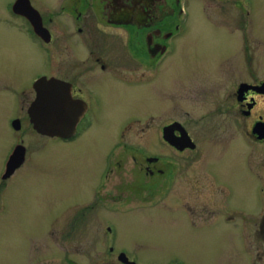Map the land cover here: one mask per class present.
I'll use <instances>...</instances> for the list:
<instances>
[{
  "label": "rangeland",
  "instance_id": "374dc122",
  "mask_svg": "<svg viewBox=\"0 0 264 264\" xmlns=\"http://www.w3.org/2000/svg\"><path fill=\"white\" fill-rule=\"evenodd\" d=\"M10 1L0 0V33H2L0 35V172L6 161L5 153L9 150L11 141L16 140V136H23L28 150L22 169L15 173L4 186L0 185V198L4 200L7 208L4 214H0V264H69L66 259L75 260L77 264H95L101 258L99 251L102 250V242L93 237L91 247L89 235L98 232L96 226L90 224L88 219L84 221V225L78 221L75 223L74 218L78 214L75 208L81 204V198L90 197L88 190L97 183L102 173L107 172L110 159L104 160V156L117 142L116 136L123 120L130 114H142L143 111H148L150 100L135 96L132 90L127 91L124 97L117 93L109 108L101 111L99 116L93 119L91 128L79 139L68 144L41 139L32 130L26 114V109L34 98L29 83L34 72L26 76L32 68L31 54L28 48H25L27 52L25 53L18 52L12 45L9 47L6 45L14 41L29 47L37 56L38 64L41 56L35 53L33 46L35 44L27 39L24 24L11 17L8 9ZM235 2L236 0H187L190 17L187 31L180 39L185 44L181 52L174 54L173 59L176 60L171 68L184 71L197 63L211 65L206 71L204 70L206 77L196 78L193 95L198 101L192 102V95L189 100L179 96V104L188 106L186 109L190 111L191 116L187 119L184 112L172 113L174 102L164 101L163 108L170 107V109L165 113L151 111L154 114L149 113L148 116L156 114V118L152 123L148 121L150 129L155 128L160 122L166 123L172 117L193 122L201 115H207V109H213V106L218 103V94L222 89L233 91L234 86L241 80L254 81L252 63L253 66L257 65L256 60L259 61L260 72L254 73L258 78H264V71H262L264 68V0H254V14L250 19L252 28L246 19L243 24L239 7ZM70 3L69 0H54L56 7L61 9L62 6H66L64 8L66 10L63 11L67 20L72 18L69 15L68 4ZM93 6L95 10L98 7L101 8L97 4ZM6 32L11 33L9 37ZM253 32L260 42V45L256 47L251 38L255 39ZM119 34L118 39H124L123 35ZM133 37L135 40L140 38L138 33H134ZM21 66L26 67L24 71L21 70ZM195 71L201 72L202 68L196 66ZM86 82L95 89L101 90L95 78H86ZM185 86L180 85V88L184 90ZM207 88L211 90L209 98L203 100L201 91ZM173 95L178 94L174 91ZM16 116L23 117V131L15 132L9 128L8 122ZM207 120L217 123L226 120L229 123L228 119L219 114L212 115ZM193 128L195 129L194 126ZM142 130L143 133H141V126L130 129V134L126 138L127 146H120L118 150L120 154L113 160L111 172L113 175L110 174L107 185L116 187L112 195L119 198L120 195L123 196L129 192L130 188L126 193H121L129 184H141L146 189L138 188L133 196H146L148 199H136L146 204L154 198L152 195L162 185H174L167 203L178 206V209L173 206H137L135 203L115 205L114 207L118 208L113 209L112 212H106L105 216L115 224L118 248L136 257L137 262L161 264L175 257L182 259L186 264H248V258L241 249L246 245L247 249L251 248V241L249 239L244 242L237 234L239 222L222 226L221 229L236 233L232 236L229 235L230 232L220 235L212 228L188 224V222L197 224L207 221L221 222V219L227 215L220 205V194L215 190L209 193L208 189H205L200 193L205 192L209 197L207 201L211 206L209 213H205L207 211L205 206L199 208V204L193 206L186 202L188 184H197L199 187L204 185L203 182L195 181L200 173L197 169L199 161H193L191 157H178L183 170L180 178L172 183V178L168 175L172 166L166 164L167 158L169 161L173 158L172 150L165 145L163 147L157 144L156 141L149 142V139L146 140L145 137L150 131L143 136L145 130ZM143 143L153 153L163 155L162 165L145 163L140 155L141 150L136 148ZM210 157L216 159L214 153L208 154L203 163L219 170L221 178L234 187L236 193L233 191L230 202L235 200L236 204L246 207L245 210L247 214L248 212L251 214V217L249 214H244L242 220L243 223L250 222L259 212L258 209H254L252 178L246 176L250 183V189H248L243 181L244 176L237 178L235 177L237 175L231 174L233 167L230 161L222 162L216 159L217 163H213V158ZM145 168L162 169L164 172L159 174L154 171L151 175H147L144 173ZM124 180L126 183L122 182ZM121 184L128 186L122 190L118 187ZM238 185L242 188H237ZM99 198L98 209L102 210L100 205L110 200L105 197L104 190L101 191ZM127 201L130 200L127 199ZM193 208L197 209L195 213H193L194 210H190ZM63 222L61 230L71 233L68 235L67 252L57 240V235L61 233L58 228ZM80 239L81 243H79Z\"/></svg>",
  "mask_w": 264,
  "mask_h": 264
},
{
  "label": "flooded vegetation",
  "instance_id": "af4514ba",
  "mask_svg": "<svg viewBox=\"0 0 264 264\" xmlns=\"http://www.w3.org/2000/svg\"><path fill=\"white\" fill-rule=\"evenodd\" d=\"M69 1L71 2L68 4L71 20H67L64 16L63 10H66L64 9L66 6H62L60 9L56 7L54 0H11L8 3L11 17L20 20L24 24L27 39L30 43L35 44L33 45L35 53L39 57L41 56L38 64L37 56L29 47L18 42L14 43V41L6 45V47L10 45L16 47L18 52L27 53L25 48L29 49L32 68L26 76L34 72L29 82L34 98L36 96L34 83L39 79H45L47 81L46 87L52 89L55 86L59 89L66 98L67 105H70V110L76 114L75 131L66 139L42 136L33 130L29 122L32 130L41 139H50L68 144L79 139L91 128L93 119L99 116L101 111L109 108L117 93L124 97L127 91L132 90L135 96L150 100V109L142 112V114H145H130L123 120L121 129L116 136L117 142L113 145L111 151L104 156V160L110 159L107 172L102 173L97 183L91 190H88L90 197L81 198V204L75 208L78 214L75 215L74 222L78 221L84 225V221L88 219L90 224L96 226L99 232H97L98 234L89 235V237L91 236V239H89L91 247L95 237L99 242H102V245L100 243L102 250L99 251L101 258L95 264H155L137 262L136 257L128 254L126 250L118 248L115 224L105 216L106 212H112L113 209L118 208L114 207L115 205L135 203L137 206H173L178 209V206L167 203L170 200L169 197L174 185H162L152 195L154 198L147 204L136 200L138 198L144 199L146 196H133L138 188L146 189L141 184H129V186L121 184L118 187L122 190L128 186L121 193H126L128 188L130 190L126 195L124 194L125 196L120 195L119 198L112 195L116 191V187L112 188L107 185V181H110V176L113 175V173L111 174L114 165L113 160L120 154L118 152L120 146H127L126 138L130 134V129L140 126L141 133H143L142 129L145 130L143 136H146L150 131L145 137L146 140L149 139V142L156 141L157 144L163 145V147L165 145L172 150L173 158L170 161L169 158L166 159V164L172 166V170L168 172L169 177L172 178V183L180 178L183 170L182 164L179 163L180 157H191V160L199 161L197 169L200 173L195 181L197 183L203 182L204 185L202 187L197 184L187 185L186 202L188 204L193 206L199 204V208L205 206V208L207 207L205 213H209L211 208L207 202L209 197L205 192L200 193L208 189L209 193L215 190L220 194V205L227 214L221 219V222L207 221L203 224L188 222V224L212 228L214 232L217 231L220 235H226L230 232L229 235L232 236L236 233L221 228L239 222L237 234L241 236L244 242L250 239L251 245H249L254 247L247 249L246 245L245 248L241 249L248 258L247 263L262 264L264 262V78L260 79L255 74L260 72L259 61L256 60L257 65L254 64V66L252 63L254 81L241 80L234 86L233 91H228L226 88L222 89L218 94V103L213 106V109L204 108L207 109V115L203 114L193 122L181 121L176 117H172L166 123L160 122L155 127L156 129H150L148 121L154 122L156 114L155 116H148L149 113L152 114L151 111L165 113L170 109V107L163 108L164 101L174 102L172 113L184 112L187 119L191 116L190 111L186 109L188 106L179 104V96L189 100L192 95V102L198 101L193 95L196 78L206 77L204 70L206 71L208 66L211 65L197 63L189 66L184 71L171 68L176 60L173 59L174 54L178 51L181 52L185 44L180 39L187 31L186 27L190 17L187 0ZM235 3L239 7L243 24L244 19H246V22L252 28L250 19L254 14V0H236ZM16 4L18 9L17 12H14L13 6ZM93 4L100 5L101 8L98 7L95 10ZM25 10L31 13L30 19L26 17L27 12ZM119 33L123 35L124 39H118ZM134 33L139 34L140 38L138 40L133 37ZM6 34L9 37L8 35L11 33L6 32ZM253 35L255 39L251 38L253 45L256 47L260 45V42L254 32ZM3 36L5 35L3 34ZM220 61L221 59L218 62L220 63ZM196 66L201 67L202 71L196 72ZM20 68L24 71L26 67L21 66ZM262 71H264V68ZM89 77L96 79L101 90L95 89L90 83L86 82V78ZM180 85H186L184 90L180 88ZM174 91L178 95H173ZM210 91L209 88L201 91L203 100L209 98ZM29 106L26 109V114ZM215 114L224 116L229 123L226 120L218 123L207 120ZM14 121H17V123ZM8 125L15 132L23 131V117L16 116L12 118ZM165 131L166 137L170 138L171 143L174 145L165 140ZM9 146V150L5 153L6 160L12 150L16 146H20L24 148V162L5 180L2 179L3 166L0 172L1 186H4L15 173L20 171L26 161L28 148L22 135L16 136V140L11 141ZM139 146V148L138 146L136 148L141 150L140 155L146 164L155 166L163 164V155L153 153L144 143ZM213 153L218 161H230L233 167L231 174L237 175L235 176L237 178L244 176L243 181L248 189H250V183H248L246 176L252 178L254 209H258L259 212L256 216H253L250 222L243 223L242 220V215L247 214L246 207L236 204L235 200L232 203L230 202L233 191H235L234 187L221 178L219 170L203 163L205 156L208 154L213 155ZM216 159L213 158L212 162L217 163ZM153 169L145 168L144 173L151 175L156 171L161 174L163 171L162 169ZM122 182L126 183L125 180ZM237 188L242 187L238 185ZM103 190L105 197L110 201H105L104 204L100 201L102 210H99L97 201L100 200V193ZM141 192L143 193V191ZM127 199L130 201H127ZM117 200L119 201L116 202ZM6 209L4 200L0 198V214H4ZM190 210H194L193 213H195L197 209ZM180 212L183 213L181 209ZM248 214L251 217L249 212ZM68 224L69 222L66 223V226ZM63 225L64 222L58 228L61 232L60 235H55L58 236L59 245L62 248L64 247L66 251L68 249V235H71V233L62 231ZM249 230L251 231L249 232ZM81 242L80 239L79 243ZM66 261L69 264L78 263L71 259H66ZM161 264L186 263L180 258L172 257Z\"/></svg>",
  "mask_w": 264,
  "mask_h": 264
},
{
  "label": "water",
  "instance_id": "95a60500",
  "mask_svg": "<svg viewBox=\"0 0 264 264\" xmlns=\"http://www.w3.org/2000/svg\"><path fill=\"white\" fill-rule=\"evenodd\" d=\"M17 9L16 4L13 6V11L17 12ZM26 12V17L30 19L31 13ZM46 82L41 79L34 85L36 96L27 111L29 122L33 130L42 136L66 139L74 133L76 114L70 110L71 107L67 105L63 93L55 86L49 89L46 87ZM164 138L171 143L172 140L166 137V131ZM171 145L174 144L171 143ZM23 161L24 148L17 146L6 162L2 179L9 178L22 165Z\"/></svg>",
  "mask_w": 264,
  "mask_h": 264
},
{
  "label": "bare ground",
  "instance_id": "6f19581e",
  "mask_svg": "<svg viewBox=\"0 0 264 264\" xmlns=\"http://www.w3.org/2000/svg\"><path fill=\"white\" fill-rule=\"evenodd\" d=\"M79 138V137H78ZM77 140V139H76Z\"/></svg>",
  "mask_w": 264,
  "mask_h": 264
}]
</instances>
